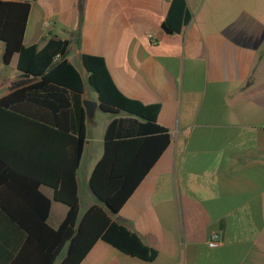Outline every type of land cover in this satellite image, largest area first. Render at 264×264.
<instances>
[{
  "label": "crops",
  "instance_id": "1",
  "mask_svg": "<svg viewBox=\"0 0 264 264\" xmlns=\"http://www.w3.org/2000/svg\"><path fill=\"white\" fill-rule=\"evenodd\" d=\"M11 1L31 4L25 45L70 41L67 58L83 76L84 99L98 102L86 115L79 218L100 203L89 180L115 116L100 108L82 54L104 57L128 97L159 104L157 122L170 133L168 147L112 215L157 257H132L100 239L80 264H264V0H186L191 20L172 33L163 23L173 0ZM3 52L0 40V97L21 77L19 55L6 65ZM39 190L51 199L48 223L58 228L68 206L52 187ZM214 231L222 242L210 247ZM27 236L0 209V264H35L34 249L24 251Z\"/></svg>",
  "mask_w": 264,
  "mask_h": 264
},
{
  "label": "trees",
  "instance_id": "2",
  "mask_svg": "<svg viewBox=\"0 0 264 264\" xmlns=\"http://www.w3.org/2000/svg\"><path fill=\"white\" fill-rule=\"evenodd\" d=\"M30 11L29 2L0 0L3 62L10 64L17 53L21 75L0 97V209L27 232L24 251L34 249L35 264H57L65 249L58 264H80L100 239L152 261L158 251L112 212H119L170 143L168 129L157 122L160 105L128 97L104 57L82 54L100 108L115 116L89 180L100 203L79 218L78 169L87 130L84 79L67 58L69 40L51 38L41 49L25 45ZM190 20L186 0H173L163 27L179 32ZM42 184L68 206L58 228L48 223L52 201L39 190Z\"/></svg>",
  "mask_w": 264,
  "mask_h": 264
},
{
  "label": "built area",
  "instance_id": "3",
  "mask_svg": "<svg viewBox=\"0 0 264 264\" xmlns=\"http://www.w3.org/2000/svg\"><path fill=\"white\" fill-rule=\"evenodd\" d=\"M54 22L53 21H47L46 22V25L48 27H51L53 26ZM221 239H220V235L217 231H214L211 233V236L210 238L208 239V245L210 247H216V246H219L221 244Z\"/></svg>",
  "mask_w": 264,
  "mask_h": 264
},
{
  "label": "water",
  "instance_id": "4",
  "mask_svg": "<svg viewBox=\"0 0 264 264\" xmlns=\"http://www.w3.org/2000/svg\"><path fill=\"white\" fill-rule=\"evenodd\" d=\"M83 104H84V107L86 110V115L89 116L93 112V110L96 108V106L98 105V102L93 101V100L84 99ZM104 204L107 208H109L106 203H104ZM112 213L115 215L114 212H112Z\"/></svg>",
  "mask_w": 264,
  "mask_h": 264
},
{
  "label": "rangeland",
  "instance_id": "5",
  "mask_svg": "<svg viewBox=\"0 0 264 264\" xmlns=\"http://www.w3.org/2000/svg\"><path fill=\"white\" fill-rule=\"evenodd\" d=\"M6 71H7V74L10 72V71H15V70H12V68H8V69H6ZM6 90V87H0V92H2V91H5ZM97 122H98V124L94 127V129L95 130H98V128H99V124H100V119H97ZM87 161H90L89 160V158L88 157H85L84 158V161H83V166H82V168H84V166H85V164L87 163Z\"/></svg>",
  "mask_w": 264,
  "mask_h": 264
}]
</instances>
